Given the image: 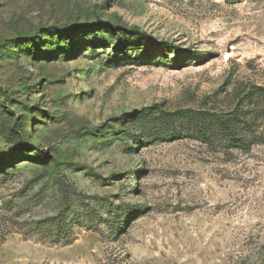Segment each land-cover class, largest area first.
<instances>
[{"label": "rangeland", "instance_id": "1", "mask_svg": "<svg viewBox=\"0 0 264 264\" xmlns=\"http://www.w3.org/2000/svg\"><path fill=\"white\" fill-rule=\"evenodd\" d=\"M214 114L264 138V0H0V264H264Z\"/></svg>", "mask_w": 264, "mask_h": 264}, {"label": "trees", "instance_id": "2", "mask_svg": "<svg viewBox=\"0 0 264 264\" xmlns=\"http://www.w3.org/2000/svg\"><path fill=\"white\" fill-rule=\"evenodd\" d=\"M85 24H78L76 29L78 28H83ZM94 25V24H93ZM95 25L101 26V25H110L109 22L107 21H99L98 23H96ZM67 28V27H66ZM73 30V29H72ZM129 33H132L133 35H135L138 39L143 40L145 39V37H149V35L147 33H144L142 31H140V29L138 27H133L130 29H127ZM172 114H164L163 118L165 121L171 120L173 117ZM212 119L215 120V122H217L218 126L222 129H224L226 131V133H228L229 135V140L230 142L233 143V145H236L237 147H240L242 149L245 150H249L254 143L256 142H264V138L262 137V135H256L254 137L251 138H247L245 137L243 134H239L238 132L234 131L232 129V124L225 121L223 117H221L219 114H214ZM20 126V122L16 121L13 130L17 131V128ZM203 128L199 129L200 134H202V136H206L205 133H203ZM175 133L177 135L182 134L180 131H175Z\"/></svg>", "mask_w": 264, "mask_h": 264}]
</instances>
